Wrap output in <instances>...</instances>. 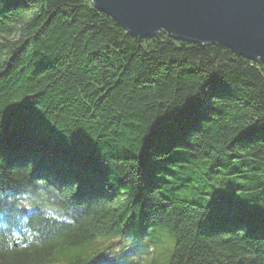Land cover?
Returning a JSON list of instances; mask_svg holds the SVG:
<instances>
[{"label":"trees","instance_id":"obj_1","mask_svg":"<svg viewBox=\"0 0 264 264\" xmlns=\"http://www.w3.org/2000/svg\"><path fill=\"white\" fill-rule=\"evenodd\" d=\"M160 249L264 264V63L135 38L91 0H0V264Z\"/></svg>","mask_w":264,"mask_h":264},{"label":"water","instance_id":"obj_2","mask_svg":"<svg viewBox=\"0 0 264 264\" xmlns=\"http://www.w3.org/2000/svg\"><path fill=\"white\" fill-rule=\"evenodd\" d=\"M131 36L219 44L264 63V0H91Z\"/></svg>","mask_w":264,"mask_h":264},{"label":"rangeland","instance_id":"obj_3","mask_svg":"<svg viewBox=\"0 0 264 264\" xmlns=\"http://www.w3.org/2000/svg\"><path fill=\"white\" fill-rule=\"evenodd\" d=\"M161 237H164L165 238L166 235L164 234ZM110 242L111 243H115L116 240H113V241H110ZM106 244H108V243H106ZM77 253H79V252H77ZM168 257H169V255L166 253V251L164 249H160L159 252H158V263L159 264H166L167 263V260H168Z\"/></svg>","mask_w":264,"mask_h":264}]
</instances>
